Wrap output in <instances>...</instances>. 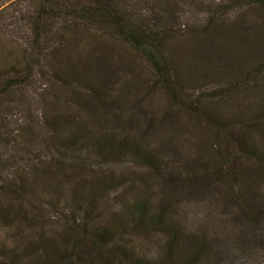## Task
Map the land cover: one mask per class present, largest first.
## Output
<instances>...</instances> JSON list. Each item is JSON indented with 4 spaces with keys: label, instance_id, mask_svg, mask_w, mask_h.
Listing matches in <instances>:
<instances>
[{
    "label": "trees",
    "instance_id": "trees-1",
    "mask_svg": "<svg viewBox=\"0 0 264 264\" xmlns=\"http://www.w3.org/2000/svg\"><path fill=\"white\" fill-rule=\"evenodd\" d=\"M27 1L0 18V264H205L176 212L216 194L255 216L264 0ZM40 201L66 223L35 230ZM137 233L161 236L152 257Z\"/></svg>",
    "mask_w": 264,
    "mask_h": 264
},
{
    "label": "rangeland",
    "instance_id": "rangeland-1",
    "mask_svg": "<svg viewBox=\"0 0 264 264\" xmlns=\"http://www.w3.org/2000/svg\"><path fill=\"white\" fill-rule=\"evenodd\" d=\"M0 4V18L3 22H8L13 10L15 8L24 9L28 6V1L0 0ZM182 15H185V17L180 19V23L189 27L199 25L205 20V13L202 9L189 7ZM261 83L264 85V80H261ZM223 87L225 86L222 81L207 80L196 88L212 93L223 89ZM248 98L240 95L235 102H246ZM231 101L229 99V104ZM261 104L264 105V97ZM257 108H259L258 105ZM112 169L118 174L127 171L144 172V170L134 166L116 165L112 166ZM96 170H101L103 174L108 172V168L105 166ZM254 193L257 207L251 210V214L255 215L253 218L249 215L243 217V214L237 210L230 211L234 208L223 205L218 201V195L216 196V194L197 199L189 198L180 202V207L176 213L185 222V229L196 236L203 233L207 242H210L211 256L205 264H264V179L255 184ZM102 199H106V196ZM41 204L40 201L35 213L37 219L32 226L35 230L41 231V216L45 218V231L60 228L66 223L65 216L67 215H59L60 218H58L54 215L55 210L49 208L46 201L43 202L42 206ZM66 214H68L67 211ZM195 231L200 233L196 234ZM26 233L32 238L35 237L30 230H26ZM3 235L4 233L0 231V237ZM128 239L133 246L143 251L142 253L148 257L154 255L153 252L157 251L161 243V236L156 234L148 236L137 233L129 236ZM8 242L14 241L9 240Z\"/></svg>",
    "mask_w": 264,
    "mask_h": 264
}]
</instances>
